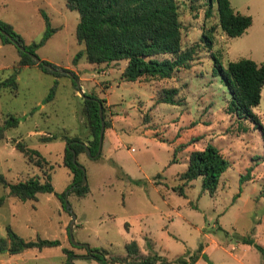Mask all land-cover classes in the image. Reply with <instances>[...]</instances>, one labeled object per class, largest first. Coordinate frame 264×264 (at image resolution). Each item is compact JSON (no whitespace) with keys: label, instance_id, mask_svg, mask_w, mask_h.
I'll list each match as a JSON object with an SVG mask.
<instances>
[{"label":"rangeland","instance_id":"374dc122","mask_svg":"<svg viewBox=\"0 0 264 264\" xmlns=\"http://www.w3.org/2000/svg\"><path fill=\"white\" fill-rule=\"evenodd\" d=\"M176 1L181 48L192 49L193 60L168 78L132 82L121 78L126 61L92 65L81 57L73 62L83 49L75 38L79 15L67 9L64 0H0V20L30 44L44 34V12L57 28L36 55L59 70L74 72L85 94L105 100L104 118L110 126L104 129L100 154L85 151L77 156L88 191L81 197L73 191L68 196L77 242L105 251L107 258L126 257V244L135 241L139 256L157 253L170 264L188 262L195 252L199 258L194 264H264V254L247 242L264 248V131L230 110L229 91L214 73L212 57L215 54L224 67L241 58L264 62V0H229L235 11L253 20L238 37L220 29L214 1L211 8L208 0ZM203 34L212 36L211 47ZM166 56L171 55L159 58ZM18 60L15 45L0 39V80L14 72ZM59 73L37 65L21 67L17 88L0 90V126L9 117L18 120L0 138V174L8 183L50 176L56 193L72 186V173L63 165L62 136L88 143L93 135L74 79ZM173 88L177 103L162 102L165 90ZM51 89L52 97L47 98ZM252 111L264 129V89ZM50 135L57 139L41 140ZM18 141L44 156L42 167L16 149ZM208 143L229 161L212 195L202 191L200 178L184 184L179 177L189 154ZM180 188L184 195L178 193ZM7 193L0 182V237H6L10 225L25 240L58 239L60 245L14 256L2 253L0 264H67L70 259L73 264H100L87 256V248L71 244V215L54 193L25 201Z\"/></svg>","mask_w":264,"mask_h":264},{"label":"trees","instance_id":"16d2710c","mask_svg":"<svg viewBox=\"0 0 264 264\" xmlns=\"http://www.w3.org/2000/svg\"><path fill=\"white\" fill-rule=\"evenodd\" d=\"M213 1L216 4L218 13V25L229 37L241 36L252 24L251 16L234 11L229 0H208L210 8ZM66 5L70 10L77 11L79 15L75 28V38L79 45H83V49L74 55V63L81 57L91 64L123 60L126 61V64L121 73V78L132 82L141 78H168L175 69L188 68L189 61L193 60V50H183L181 48L182 26L179 21L176 0H66ZM210 8L206 11V16L210 15ZM41 14L45 24L44 34L38 42L30 44L24 42L11 24L0 20V39L2 43H12L7 36L1 33L4 30L25 49L21 51L15 46L19 54L18 66L10 76L0 80V90L6 87L10 89L17 88L16 75L23 66L37 65L48 73L60 75L57 71L59 69L50 62L41 60L40 63H37L29 55V53L36 55V49L43 45L56 31L51 26L49 17L44 12H41ZM211 31L212 28L209 29L210 34ZM210 34H203V41L208 47L212 46V34ZM165 55H171L172 57L159 58ZM212 57L214 58L213 71L221 76L223 84L229 91L230 110L239 119L251 120L264 131L258 116L252 111V108L257 106L261 100V92L264 87V62L257 63L252 59L241 58L228 62L224 67L215 54H212ZM46 65H51L57 70H50ZM60 70L70 71L66 68H60ZM72 74L77 79V75L74 72ZM52 91L53 89L50 90L47 98L52 97ZM176 94L175 88L165 90V95L161 101L176 104L177 102L173 99ZM85 95L89 96L90 99H83L82 113L85 115L87 125L93 135L92 140L85 143L77 136H62L66 143L63 165L72 173L71 185H77L72 191L79 197L84 196L88 188L87 185H80L83 171L79 167L80 163L77 156L86 151L84 144L89 148L91 155H94L97 151L101 127L99 104L102 105V119L105 128L110 126L104 118L105 100L97 99L91 94ZM17 123L18 120L14 117L5 119L4 124L0 126V138L3 137L4 130L16 126ZM55 139H57L56 135L41 137L43 142ZM15 147L29 161L34 162L39 167H42L43 163L46 162L44 156L37 149L30 148L21 141L16 142ZM72 151L75 153L76 162L72 160ZM174 161L173 158L171 162ZM228 167L229 161L217 147L208 143L203 149L192 151L189 154L187 167L179 177L184 184L200 178L202 191H208L212 195L216 191L220 176ZM0 182L8 189V196L25 201L37 200L39 193H54L65 208V191L56 193L50 176H47L44 181H40L38 177H31L25 181L8 183L0 174ZM178 193L184 195L183 189L180 188ZM2 200L3 197H0V201ZM5 229L6 237H0V254L15 255L30 248L41 250L44 247L60 245L58 239L37 237L35 240H25L10 225H7ZM247 242L253 244L264 254L263 247L254 241L249 240ZM125 249L126 257L124 258L115 256L107 258L105 251L91 250L97 251L93 258L100 264H170L166 258L157 253L139 256L141 254L135 241L127 243ZM64 252L69 257L72 255L69 250L64 249ZM198 258L199 253L195 252L190 256V261L179 259V262L180 264H194Z\"/></svg>","mask_w":264,"mask_h":264},{"label":"water","instance_id":"95a60500","mask_svg":"<svg viewBox=\"0 0 264 264\" xmlns=\"http://www.w3.org/2000/svg\"><path fill=\"white\" fill-rule=\"evenodd\" d=\"M1 33L4 34L5 36H7V37L12 41V43H13L18 49H20L21 51H24V50H25L24 47H23L22 45H20L17 41H15L14 39H12V37L9 36L4 30H2ZM26 52H27V51H26ZM29 55H30L31 58H32L33 60H35L37 63H40V62H41V59H40L37 55H35V54H33V53H29ZM46 66H47V68H49L50 70H53V71H56V70H57L56 68H54V67L51 66V65H46ZM57 71H59V72H65L68 76H71V77L74 79V81H75V85H76V87H77V92H78L79 96L82 97L83 99H90L89 96L85 95L84 91H83V90L81 89V87H80L79 82H78V81L76 80V78L73 76L72 72H70V71H65V70H57ZM99 117H100V119H101V127H100V131H99L98 148H97L96 153H95L94 155H92V156H98V155L100 154V150H101V146H102V141H103V134H104L105 124H104V121H103V119H102V105H101V104H99ZM84 146H85V150H86V152H87L89 155H91L90 150H89V148L87 147V145L84 144ZM72 153H73L72 160H73V162H76V156H75V153H74L73 151H72ZM79 167H80V168L82 169V171H83V176H82V180H81L80 185H81V186H85V185H86V178H85V175H84V170H83V168H82L80 165H79ZM76 186H77V185H72L70 188H68V189L65 190V194H64V205H65V209H66V210L70 213V215H71V221H70V223H69V227H68V236H69V240H70V242H71L73 245H75V246H83V247L87 248V249L89 250V252H90L89 255H87V256L93 258L94 254H95L97 251H95V250H91V249L88 247L87 244L77 242V241L74 239V236H73V226H74V223H75V219H76V217H75V214H74V213L72 212V210H71L70 203H69V200H68V196H69V192H71ZM83 257H85V256H83ZM68 263H69V264H73L71 259L69 260Z\"/></svg>","mask_w":264,"mask_h":264},{"label":"crops","instance_id":"0c3cea01","mask_svg":"<svg viewBox=\"0 0 264 264\" xmlns=\"http://www.w3.org/2000/svg\"><path fill=\"white\" fill-rule=\"evenodd\" d=\"M58 1V0H57ZM65 1V7L67 8V9H69L68 7H67V5H66V0H64ZM55 3L54 2H52L51 3V5L53 6ZM62 9L63 8H61V14H62ZM70 10V9H69ZM235 11V10H234ZM236 12H238V11H236ZM50 20V19H49ZM253 21V20H252ZM78 23V22H77ZM253 25V23L247 28V29H249L251 26ZM55 29L57 28V27H54ZM18 33V32H17ZM258 63V62H257ZM91 64V63H90ZM92 65H96V64H92ZM23 67H26V66H23ZM125 67V66H124ZM124 69V68H123ZM123 71V70H122ZM264 89V87L262 88V90ZM20 254V253H19ZM1 255V254H0ZM15 255H18V254H15ZM14 256V255H13Z\"/></svg>","mask_w":264,"mask_h":264},{"label":"built area","instance_id":"2783aa9c","mask_svg":"<svg viewBox=\"0 0 264 264\" xmlns=\"http://www.w3.org/2000/svg\"><path fill=\"white\" fill-rule=\"evenodd\" d=\"M133 150V149H132Z\"/></svg>","mask_w":264,"mask_h":264}]
</instances>
